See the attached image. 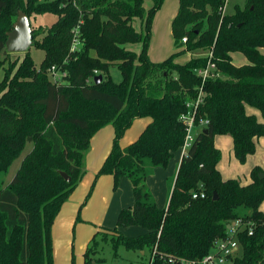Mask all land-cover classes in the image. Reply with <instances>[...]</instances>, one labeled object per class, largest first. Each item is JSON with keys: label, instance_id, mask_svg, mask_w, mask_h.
I'll return each instance as SVG.
<instances>
[{"label": "trees", "instance_id": "16d2710c", "mask_svg": "<svg viewBox=\"0 0 264 264\" xmlns=\"http://www.w3.org/2000/svg\"><path fill=\"white\" fill-rule=\"evenodd\" d=\"M151 1L145 10L143 0H0V68L8 63L0 81V174L20 159L9 182L0 178V264H53L52 225L84 175L90 139L108 124L112 145L95 177L111 176L114 187L127 178L133 203L118 212L113 229L92 237L83 264H101L97 239L145 255L144 264L197 262L226 238L236 219L252 223V233L245 225L240 229L230 264H264V172L254 168L245 185L223 179L213 142L229 135L232 154L243 163L264 137V124L246 113L250 107L264 118V0H245L232 14L223 13L226 0H178L171 35L179 51L161 62L147 54L152 18L163 0ZM19 11L28 19L56 16L49 27L31 29L33 46L44 53L38 66L28 51L12 61L4 57ZM136 19L140 31L133 27ZM73 36L78 46L71 52ZM132 44L140 51L127 48ZM196 50L208 55L175 62L180 53ZM232 53L242 54L246 64L233 65ZM210 63L218 76L197 74ZM52 66L65 76L53 81ZM112 66L118 83L109 76ZM96 75L102 76L97 84ZM188 110L195 112L194 140L178 165L167 206L159 208L145 180L183 147L179 117ZM138 118L150 122L120 147ZM200 120L207 124L200 128ZM195 192L204 197L192 199ZM127 227L143 232L124 237L120 229Z\"/></svg>", "mask_w": 264, "mask_h": 264}, {"label": "rangeland", "instance_id": "374dc122", "mask_svg": "<svg viewBox=\"0 0 264 264\" xmlns=\"http://www.w3.org/2000/svg\"><path fill=\"white\" fill-rule=\"evenodd\" d=\"M39 2H48L51 0H38ZM245 0H226L223 7V13L232 14L235 6L243 7ZM178 0H163L159 9L154 13L151 22V34L148 43L147 54L152 62H161L177 50L173 45V39L171 35V21L176 13ZM143 6L145 10H148L152 6L151 0H143ZM56 21V16L51 13L32 14L29 17L30 28L37 30L38 28H47ZM133 27L140 31V22L136 19L133 22ZM40 40L41 36L36 37ZM127 48L135 52H139L141 49L140 44L127 45ZM28 53L35 65L38 66L42 61L44 53L41 49L35 48L31 43L28 49ZM207 51L196 50L194 52H182L176 58L175 62L179 64L186 63L189 58L206 56ZM23 53H8L4 57L12 61L16 58H21ZM232 63L235 66H241L246 64V59L240 53H232ZM7 62L0 68V81L3 77L4 68L7 66ZM109 76L113 82L118 83L121 80V76L117 68L110 67ZM247 111L250 115H253L256 121L264 124V118L253 108H248ZM133 127H129L126 136H122L119 141V145H125L128 143V135L132 132ZM110 124L102 127L98 130L90 139L88 149L84 152L83 157V169L86 176V163L91 162L90 157L94 156L97 147L103 146L105 143L112 145L113 134ZM125 131V132H126ZM111 132V135H110ZM214 145L220 151L219 172L223 179H236L240 183L250 182V173L254 168H259L264 172V137L255 140V149L252 154L247 155L243 163L238 162L232 154V142L229 135H216L214 137ZM30 149V144L26 146L24 153ZM182 153L185 150L182 148L177 154L168 162L167 166L162 169H168L173 165V169L178 161L181 160ZM20 159L16 160L14 164L9 168L6 175L0 174V178L5 182H9L13 174L18 168ZM179 162L176 165L178 166ZM97 172V171H96ZM94 173L87 183L85 190L81 197H79V203L75 205L74 217L75 224L67 228L60 221V216L56 217V222L53 223L51 229V239L53 247V264H83V254L86 250V246L92 237L96 236L98 232H101L103 228L113 229L115 227L116 214H113L112 208L114 204L124 197V193L120 197L119 182L114 187L113 178L102 175L95 177ZM0 179V180H1ZM121 179V178H120ZM126 180H128L126 178ZM130 185V182L128 180ZM148 189V188H147ZM149 191V189H148ZM90 192L88 199L85 201L86 195ZM150 193V192H149ZM103 199V200H102ZM131 200V197L129 198ZM132 204V203H131ZM130 204V205H131ZM128 204L125 206L127 207ZM124 208V207H123ZM120 210H118L119 212ZM261 211L264 215V203L261 206ZM142 229L139 227H127L122 228L120 233L124 237H134L141 234ZM98 248L96 258L102 259L101 264H144L146 262V256L133 250H127L123 246L113 247V243L110 240L102 242L97 239Z\"/></svg>", "mask_w": 264, "mask_h": 264}, {"label": "crops", "instance_id": "0c3cea01", "mask_svg": "<svg viewBox=\"0 0 264 264\" xmlns=\"http://www.w3.org/2000/svg\"><path fill=\"white\" fill-rule=\"evenodd\" d=\"M248 108H250V107H246V113L250 114L247 111ZM149 122H150L149 118H138V119L133 120V122L130 126V128L133 127L132 128L133 130L127 137L129 141H127L128 143H126L125 145L121 144L120 147L123 148L126 145H128L129 143L136 140L137 137L139 136V134L141 133V131L145 128V126ZM111 131L113 134V130H111ZM127 131H128V129H127ZM127 131L124 132V136H126ZM110 135H111V132H110ZM120 142H121V140H120ZM110 148H111V146H109V144H107V143H105L103 146L97 147L96 152H94V156L90 157L91 162L86 163V172H88L87 175L82 177V179L80 180V182L78 183V185L76 186L74 191L70 194L67 201L62 205L58 215L56 216V217L60 216V221H62V223L67 228V232L69 231V228L75 224V217H74L73 210H75V205L79 203V200H80L79 197H81V195H82L83 191L85 190V187L87 186V183L91 179L92 175L94 173H97L96 171H98V169L102 165L104 159L106 158L107 154L110 151ZM181 149L182 148H180L179 150H181ZM179 150H177L174 153V155L177 154ZM183 156H184V154L182 153V157ZM182 157H181V159H182ZM180 161L178 158L177 163L178 162L180 163ZM177 163H176V165H177ZM176 165H175L174 169H173V165L168 169L167 168L162 169L160 167H155V168L150 170V174L147 176V178L145 180V186L149 189L152 200L154 201V203L159 208H165L167 206L171 186L173 184V181H174V178L176 175V171L178 168V166L176 168ZM217 168L219 170L218 166H217ZM107 177H111V176L107 175ZM247 183H249V182H244L241 184L245 185ZM118 189H119L120 197L122 196L123 193L125 195H124V197H121L120 200H118L114 204V206L112 208V211H114L113 214H116V213L118 214V210H121L123 207L126 208L125 206L128 204V202H129V205L127 207L131 206L132 205L131 203H133V198H132V193H131V185H129L128 180H126V178L123 177L120 179ZM130 197H131V200H129ZM260 209H261V207H260ZM54 221L56 222V218ZM115 223H116V219H115ZM105 229H110V228H105ZM141 232H143V230Z\"/></svg>", "mask_w": 264, "mask_h": 264}, {"label": "built area", "instance_id": "2783aa9c", "mask_svg": "<svg viewBox=\"0 0 264 264\" xmlns=\"http://www.w3.org/2000/svg\"><path fill=\"white\" fill-rule=\"evenodd\" d=\"M185 40L186 39L183 38L181 41L185 42ZM77 46L78 39L73 36L70 51L73 52L77 48ZM214 67V64L210 63L205 69L198 70L197 74L202 76L203 78L218 76V74L213 71ZM49 72L52 76L53 81H58L65 76V72L61 71L55 66H52L49 69ZM179 120L184 125L186 130V135L182 147L186 152L187 148L191 145L194 140V131L196 130L194 110H188L182 113L179 117ZM206 124L207 121L200 120L198 126L201 128L204 127ZM203 197V192H195L192 194V199ZM244 225L247 227L248 235L251 234L252 223H244L242 219H236L227 228L226 238L216 242L213 246V249L206 256H204L201 260L197 262L187 261L185 264H230V260L233 257L234 252L237 250L238 246L236 241V235L240 232V229H242Z\"/></svg>", "mask_w": 264, "mask_h": 264}, {"label": "water", "instance_id": "95a60500", "mask_svg": "<svg viewBox=\"0 0 264 264\" xmlns=\"http://www.w3.org/2000/svg\"><path fill=\"white\" fill-rule=\"evenodd\" d=\"M5 40V50L7 53H25L31 46V28L29 24V19L27 16L19 11L17 12L16 19L12 25V29L7 32ZM94 83L97 84L102 80L101 75H96L94 77ZM204 133L207 132L206 129L203 130ZM60 175L69 181V177L61 172ZM262 177V174H260ZM217 196L215 193L212 194V200H216Z\"/></svg>", "mask_w": 264, "mask_h": 264}]
</instances>
